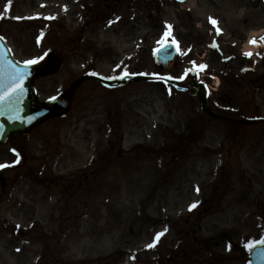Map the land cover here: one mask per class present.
<instances>
[{"label": "rangeland", "instance_id": "374dc122", "mask_svg": "<svg viewBox=\"0 0 264 264\" xmlns=\"http://www.w3.org/2000/svg\"><path fill=\"white\" fill-rule=\"evenodd\" d=\"M93 1L0 0V34L19 62L48 51L62 57L59 73L35 82L39 100L90 71L111 80L151 75L165 41L189 51L178 55L176 77L210 75L209 18L218 13L228 26L229 14L264 13V0H136L99 16L88 11ZM215 101L229 115L243 106L264 117V97ZM192 119L200 135L173 159ZM4 164L0 264H20V253L21 264H248L245 244L264 239V125L212 120L198 101L159 83L106 90L86 82L63 118L0 146Z\"/></svg>", "mask_w": 264, "mask_h": 264}, {"label": "water", "instance_id": "95a60500", "mask_svg": "<svg viewBox=\"0 0 264 264\" xmlns=\"http://www.w3.org/2000/svg\"><path fill=\"white\" fill-rule=\"evenodd\" d=\"M183 1V0H178ZM176 50L172 44H165L155 51V65L161 69H168L175 59ZM61 65V60L54 53H47L40 61L33 65H17L12 60L7 49L0 40V87L5 96L14 88L22 87V91H15L4 100H0V144L14 134H27L35 126L48 118L62 115L68 108L76 88L85 80L95 79L105 86H124L137 80H161L177 87L175 82L165 78L151 77L147 75H127L119 79L118 83L111 84L98 77H83L70 88L69 92L61 97L45 103H37L33 91L32 82L37 76H47L56 72ZM16 73L22 74L21 79L15 80ZM2 78L6 79L4 82ZM201 85H198V95L202 109L214 118L227 120L225 117L213 113L207 107L206 98L200 96ZM237 122V120H230ZM242 123H261L264 119L244 120ZM2 177H0V180ZM251 264H264V245L256 244L250 251Z\"/></svg>", "mask_w": 264, "mask_h": 264}, {"label": "flooded vegetation", "instance_id": "af4514ba", "mask_svg": "<svg viewBox=\"0 0 264 264\" xmlns=\"http://www.w3.org/2000/svg\"><path fill=\"white\" fill-rule=\"evenodd\" d=\"M96 2L110 6L116 5L120 9L125 0H97ZM112 10L117 11L116 8ZM229 16L232 21L235 19L236 21L223 26L222 17L218 13L214 15L213 20L216 21V25L211 24L213 38L210 53L216 72H212L211 76L202 83H206L205 85L214 92H210L211 96L218 101H258L264 97V41L261 40L264 37V13L257 15L232 13ZM217 28L219 34H217ZM252 36L256 37L261 49H257L254 55L248 57L245 53ZM218 78L225 81L228 86L227 93L220 92V87L217 89ZM182 80L188 84L187 86H192L199 81L198 74L196 72L185 74ZM194 94L195 91L191 90L187 96L193 100Z\"/></svg>", "mask_w": 264, "mask_h": 264}, {"label": "snow or ice", "instance_id": "6c2138e0", "mask_svg": "<svg viewBox=\"0 0 264 264\" xmlns=\"http://www.w3.org/2000/svg\"><path fill=\"white\" fill-rule=\"evenodd\" d=\"M7 10H8V9L6 8L5 11L7 12ZM209 20H210V23L213 24V26L216 25V21H215V20H213V19H211V18H209ZM167 27L170 28V26H167ZM217 34H219V29H218V28H217ZM167 35H168V33L166 32V33H165V37H167ZM261 40L264 41V37H262ZM173 43H175V41H173ZM249 43L255 45L257 42H256L255 39H253V40L250 41ZM245 55L248 56V57H251L252 53H245ZM35 63H37L36 60H28V61H25V65H26V66L33 65V64H35ZM194 66H195V65H194ZM205 67H206L205 65H200V66H199L200 69H203V68H205ZM21 76H22V74H20V73H16L15 76H14V79H15V80H19V79H21ZM22 90H23L22 87L14 88V89L12 90V92L7 93L5 96H0V100H4V99H6L8 96L12 95L13 92H15V91H22ZM16 163H19V159H17ZM5 167H9V165H6V164H4V165H0V169L5 168ZM194 207H196L195 204H193V205L191 206V208H194ZM191 208H190L189 210H191ZM163 234H164V233H158L157 236H156V238H155V240H156V241H159L160 236H162ZM259 243H260L261 245H264V240H261ZM254 246H255L254 244H245V248L248 249V250H251ZM148 247H149V248H153V247H155V242L152 243V244H149Z\"/></svg>", "mask_w": 264, "mask_h": 264}]
</instances>
